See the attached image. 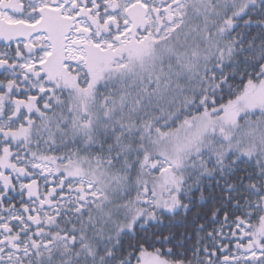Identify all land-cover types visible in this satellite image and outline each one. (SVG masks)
Returning a JSON list of instances; mask_svg holds the SVG:
<instances>
[{"label": "snow or ice", "instance_id": "obj_1", "mask_svg": "<svg viewBox=\"0 0 264 264\" xmlns=\"http://www.w3.org/2000/svg\"><path fill=\"white\" fill-rule=\"evenodd\" d=\"M0 264H264V0H0Z\"/></svg>", "mask_w": 264, "mask_h": 264}]
</instances>
